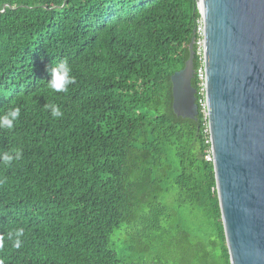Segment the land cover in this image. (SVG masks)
Segmentation results:
<instances>
[{"label": "trees", "instance_id": "trees-1", "mask_svg": "<svg viewBox=\"0 0 264 264\" xmlns=\"http://www.w3.org/2000/svg\"><path fill=\"white\" fill-rule=\"evenodd\" d=\"M199 15L195 0H0V116L20 110L0 155L22 153L0 161V264H230L207 119L172 109ZM62 61L75 83L54 92Z\"/></svg>", "mask_w": 264, "mask_h": 264}, {"label": "water", "instance_id": "water-1", "mask_svg": "<svg viewBox=\"0 0 264 264\" xmlns=\"http://www.w3.org/2000/svg\"><path fill=\"white\" fill-rule=\"evenodd\" d=\"M195 2L204 24L207 129L230 264H264V0ZM188 51L170 75L172 109L196 119L194 36Z\"/></svg>", "mask_w": 264, "mask_h": 264}, {"label": "clouds", "instance_id": "clouds-1", "mask_svg": "<svg viewBox=\"0 0 264 264\" xmlns=\"http://www.w3.org/2000/svg\"><path fill=\"white\" fill-rule=\"evenodd\" d=\"M51 79L48 80V87L54 92H66L68 87L75 83V77L72 74V69L66 61L59 62L51 68ZM51 115L53 117H61L63 113L60 108L55 105L50 106ZM20 116V110L14 109L3 116H0V127L11 129L14 127L16 120ZM22 156V153L19 150H16L14 154L12 153H3L0 155V161L5 165L11 164L14 160H19ZM22 233L17 232L15 235L19 237ZM16 247H20L19 239L16 240Z\"/></svg>", "mask_w": 264, "mask_h": 264}, {"label": "built area", "instance_id": "built-area-1", "mask_svg": "<svg viewBox=\"0 0 264 264\" xmlns=\"http://www.w3.org/2000/svg\"><path fill=\"white\" fill-rule=\"evenodd\" d=\"M195 54L198 56L199 65L194 69V76L197 80V105L203 114V118L207 119L206 99H205V68H204V24L203 17L200 14L196 20L195 35H194ZM211 155V153H210ZM210 155L205 156L206 159ZM212 158V157H211Z\"/></svg>", "mask_w": 264, "mask_h": 264}, {"label": "rangeland", "instance_id": "rangeland-1", "mask_svg": "<svg viewBox=\"0 0 264 264\" xmlns=\"http://www.w3.org/2000/svg\"><path fill=\"white\" fill-rule=\"evenodd\" d=\"M207 156V155H206Z\"/></svg>", "mask_w": 264, "mask_h": 264}]
</instances>
